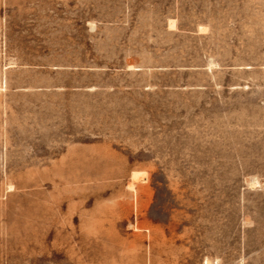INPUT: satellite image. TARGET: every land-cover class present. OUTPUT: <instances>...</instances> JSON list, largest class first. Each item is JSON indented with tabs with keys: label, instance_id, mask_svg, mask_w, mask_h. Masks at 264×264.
Segmentation results:
<instances>
[{
	"label": "rangeland",
	"instance_id": "1",
	"mask_svg": "<svg viewBox=\"0 0 264 264\" xmlns=\"http://www.w3.org/2000/svg\"><path fill=\"white\" fill-rule=\"evenodd\" d=\"M0 264H264V0H0Z\"/></svg>",
	"mask_w": 264,
	"mask_h": 264
},
{
	"label": "bare ground",
	"instance_id": "2",
	"mask_svg": "<svg viewBox=\"0 0 264 264\" xmlns=\"http://www.w3.org/2000/svg\"><path fill=\"white\" fill-rule=\"evenodd\" d=\"M136 176H137V173H134L133 174V178L135 179L136 178ZM131 185V184H130Z\"/></svg>",
	"mask_w": 264,
	"mask_h": 264
}]
</instances>
